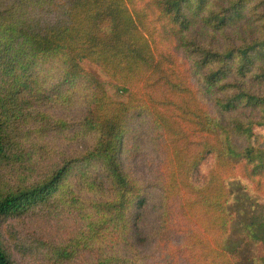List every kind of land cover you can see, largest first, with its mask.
<instances>
[{
  "label": "trees",
  "instance_id": "16d2710c",
  "mask_svg": "<svg viewBox=\"0 0 264 264\" xmlns=\"http://www.w3.org/2000/svg\"><path fill=\"white\" fill-rule=\"evenodd\" d=\"M256 125L264 0H0V264H241L242 245L264 242L249 211L240 244L228 241L233 189L248 210L264 196ZM153 192L160 220L141 253L134 236Z\"/></svg>",
  "mask_w": 264,
  "mask_h": 264
},
{
  "label": "rangeland",
  "instance_id": "374dc122",
  "mask_svg": "<svg viewBox=\"0 0 264 264\" xmlns=\"http://www.w3.org/2000/svg\"><path fill=\"white\" fill-rule=\"evenodd\" d=\"M231 38H235L232 34ZM81 66L92 76H94L100 83L103 84L107 93L117 101L125 102L127 100L126 91L118 86L114 81H112L107 75H105L99 68L95 65L82 61ZM78 113L84 112V107L79 105L75 109ZM76 113H68L67 115H63L67 119H72ZM145 130L143 131V135L145 136ZM264 134L263 128L259 126H253L251 128V140H254V136L256 134ZM147 136V134H146ZM65 145V144H64ZM143 148L147 154L151 153V148L149 145H146V141L142 144ZM78 147V146H77ZM146 155V154H145ZM147 161V158L145 162ZM143 162V163H145ZM210 160H208L201 169L195 174V180L199 183L203 182L205 173L209 168ZM148 167H145L144 164H140V166L136 169L140 175H144V173H148ZM246 184H248L247 179H243ZM238 183V181H235ZM249 187V186H248ZM250 190L254 191L253 188ZM235 202L231 206V209L236 212L237 216H235V222H233V226L231 232L228 236L229 244H237L241 242V235L238 230V223L243 219L241 215L245 214V211H249L250 221L254 223L264 224V196H257L256 194L252 195L249 201V210L246 209V199L244 197L243 191L240 189H233ZM159 195L157 192H153L151 197L148 199L146 206L143 209L142 216L137 223V229L134 236L135 245L140 249L141 253H149L153 250L155 244V233L157 231L158 222L160 220V208H159ZM244 206V207H242ZM239 209V210H238ZM239 215V216H238ZM38 231L46 235H50L51 237L60 238V236L56 233V229L53 227L52 223L45 222L43 220L34 219L31 223ZM5 232V236L8 238L10 234L6 232V229L3 228ZM23 234L26 235L31 231L29 228H25ZM51 239V238H46ZM240 263L241 264H262L264 263V242L262 243H248L241 246L240 250Z\"/></svg>",
  "mask_w": 264,
  "mask_h": 264
}]
</instances>
